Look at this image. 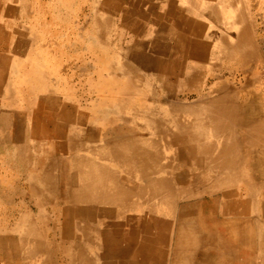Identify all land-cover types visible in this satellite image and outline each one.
Here are the masks:
<instances>
[{"label": "bare ground", "instance_id": "obj_1", "mask_svg": "<svg viewBox=\"0 0 264 264\" xmlns=\"http://www.w3.org/2000/svg\"><path fill=\"white\" fill-rule=\"evenodd\" d=\"M143 1L128 0L121 7H112L118 11L122 28L128 34H134L125 44L124 56L128 60H123L117 67H109V71L130 72L136 74V78L143 72L154 71L158 87L166 91V102L157 100L158 105L148 109L143 116L158 124L151 125L153 130L165 126L167 136L170 139L175 136V142L180 144L179 154L187 158L195 171L203 166L201 158H206L208 173L214 172L217 176L212 186L203 187L208 176L199 173L198 179L195 176V184L186 181L191 188H179L172 194L173 177L155 178L158 167L156 170H124L127 174L132 172L133 178L141 179L142 184L147 181L146 185L140 184L139 187L149 186V196L152 200L159 199L157 201L163 205V211L167 203L174 199L168 207L173 216L175 213L179 216L176 219L179 237L174 246L173 264H194L196 260L193 256H198L207 264H264V75H261L264 72V0H211L216 2L209 5L208 0L199 15L195 7L192 10L191 6L187 9L185 7L188 6H185L179 15L180 24L172 17V25L175 26L172 30L164 26L165 17L156 13L158 6L151 3L145 7L142 6ZM138 2L139 14L136 15L134 11ZM257 3L259 7H255ZM145 23L152 24L151 29ZM130 25L136 27L131 28ZM237 59L241 64L234 71L223 65L224 61L232 64L230 61ZM161 96L164 95H158L159 98ZM136 149L139 150L138 147ZM142 156L135 159L136 164L139 162L138 166ZM78 170L82 180L84 171ZM106 170L99 169L98 177L109 176L107 181L115 185L111 181L119 176L118 171L109 169L107 173ZM168 172L166 174L169 175ZM188 173L180 172L181 185H184V177ZM198 180L203 186L199 187ZM100 181L105 180L100 178ZM169 188H172L171 194ZM118 192L122 205L124 187ZM201 194L208 196L200 197ZM102 195L108 200H114L113 196H116L114 190H106ZM80 196L82 199L98 197L97 191L90 190H85ZM183 199H186L184 203L180 201ZM151 202L143 203L149 205ZM121 205L118 206L120 211L123 210ZM148 209L150 215L157 210L155 205ZM72 222L76 223L75 220ZM142 223L152 225L155 221L148 219ZM85 226L82 228H88ZM136 249V264L148 263L151 256L152 259L165 257L159 249L151 251L143 246Z\"/></svg>", "mask_w": 264, "mask_h": 264}, {"label": "rangeland", "instance_id": "obj_2", "mask_svg": "<svg viewBox=\"0 0 264 264\" xmlns=\"http://www.w3.org/2000/svg\"><path fill=\"white\" fill-rule=\"evenodd\" d=\"M112 2L115 1L112 0ZM112 2H109V5ZM255 5V7H259L258 3ZM261 6L263 5L261 4ZM103 8V0H0V11H4L6 16L0 22L4 37V40L0 42L2 43L0 44V50L8 59L7 65L9 66L12 63L8 69V73L13 71L16 74L19 71L18 68L32 75L34 72L47 73L51 76L53 84L60 89V93L62 94L61 102L67 103V105H73L67 110L74 114L75 104L79 103L77 101L78 99L75 100L74 96L76 95L69 90H64V88H67V85L71 84L70 76L75 72H79L81 75L79 79L82 81L80 84L78 80L74 79L73 83L83 85L86 70L87 72L88 70L93 71V67L91 69H87V67L83 68L85 70L84 73L83 69L80 71V66L84 64L85 60L87 58L90 59L91 55L94 58L103 56V59L106 60L105 64L108 67H115L116 65L122 64L124 62L123 60H128L124 56L125 44L131 40V36L127 31L120 29L121 20L114 13V9L108 7L107 12H104ZM7 12L8 14H6ZM10 13L13 16L12 19L9 17ZM23 16H25L24 18L26 20L21 19ZM94 20H96L95 23ZM106 21L108 24L106 37L107 39L109 38L107 45L104 42L101 44L100 41V35L105 36L104 33H100V23ZM23 32H26V34L24 35ZM27 37L37 39V44L30 46L32 47V53L31 55L28 54V56L26 54L30 47H23L26 52L24 53L23 51V54L19 57L22 62L16 68L13 63H15L17 56H19L17 54L19 53H15V48L17 47L15 41H18L19 38L25 40ZM124 40L125 42H123ZM5 41L7 44L4 47L3 44ZM115 49H119L122 54ZM97 62L99 63L98 59ZM226 63L229 64V61H224L223 65L230 70L232 69L231 71H234L236 68L238 69L241 64L238 59L235 62L230 61L232 63L229 64L231 67ZM68 66H71L68 69L69 71L66 68ZM3 75L7 76V68H0V77ZM55 75L60 76L58 84H55ZM117 75L119 77H125L121 72ZM261 75H264V72H261ZM136 76V74H131L130 79L136 81ZM5 78V84L1 82L2 91L8 90L9 86L16 88L17 91H14L15 95L13 97L19 98L21 101L25 95L20 92V88L26 89L28 85L25 83L23 86H20L22 83L20 85H14L11 75ZM61 80L63 81L60 83ZM109 81L110 84L108 83ZM108 82L106 84L108 93L102 95H106L107 100H109L106 105V111L102 112L108 118L137 117L138 119L140 117L146 119L143 113H147L150 107L158 105L157 102L162 97L159 98V94L155 95V93L151 92L142 95L137 94L136 96L119 93L116 83L110 78V71H108ZM96 96L93 95V98L95 99ZM196 96H202V94ZM196 96L192 95L194 99ZM10 97L9 94H0V108L12 109V107H15L12 102L9 103ZM76 106L78 107L80 105ZM44 107L48 110L47 106ZM96 114L99 115V112ZM81 116L84 115L82 114ZM44 127L48 131L54 129L52 123L44 125ZM2 128L3 125L0 123V130ZM40 128L41 126L37 123H31V133L28 130V136H32L33 138L35 133L39 134L38 130ZM140 128H144L145 130L147 126L144 125V127ZM159 129H165V126L158 128L156 133H158ZM166 134L168 135V132ZM156 137L161 141L164 139L159 134ZM170 140L172 169H157L155 178L159 179L165 176L173 177L175 183H173L174 188L172 194H175L177 188H180L181 181L179 180V174L181 171L182 173L189 171L188 175L184 177V185L186 188H191L186 185V181L193 185L195 184V176L198 179L200 174H203L202 176H208L206 178L208 181L205 180L208 183L204 182L203 186L201 185V181L199 182L198 180L199 187L200 185L203 187L212 186L216 181L215 178L217 175L214 172L208 173L206 167L208 161L206 158H201L203 166L201 169H196L195 171V167L188 162L186 164L180 162L178 157L180 144L175 142V136L172 135ZM54 141L51 138H46L44 141L35 142L33 151L31 152L30 150L28 153L35 156L38 154L37 150L39 148L42 147L44 150L49 147L51 148L53 146L52 143H56ZM33 142L32 139V144ZM9 148L4 152V148L0 147V264H72L73 258L81 255L79 253L80 248H84L88 253H91V261L93 264H135L134 259L138 254L136 248L139 246L152 249L151 251L163 249L167 252L166 263H174V246L179 237L176 219L179 216L176 213V215L171 216L172 211L168 210L171 201L174 199H170L171 201L165 206L166 212H164L162 209L163 205H160V202L158 203V198L152 200L147 195H144V197L142 195L139 196L136 188L140 184L143 185L139 179L134 178L131 182L124 180L120 184L124 187L130 186L134 190L131 189L130 196L125 191L124 204H120L123 208L122 211L114 213V217L109 216L106 220L103 218L99 219L100 215L96 212L93 214H83L76 223L71 224L70 218L66 213L70 209L65 204L66 199L63 197L64 189L66 188V183L63 180L65 179L67 181V174L63 171L65 169H61V171L55 169V174L52 177H47L41 191L35 193L32 191L31 185L37 184L38 181L36 182L32 176L39 175L46 177L47 174L37 173L40 171L33 168L36 157L31 158L28 162H24V165L22 162L19 163V159H14L15 157L10 159L8 157V153L10 154ZM11 153L14 154L15 149ZM157 153H159L158 150ZM203 160L205 163H203ZM180 165H186L187 168L179 169ZM24 167H27V169H22ZM174 168L178 169L175 171ZM167 172L169 175L166 174ZM131 177L133 176L131 175ZM49 181L55 182L52 191L46 188V184ZM205 196L208 195H200V197ZM145 200L152 202L146 205L143 203H146ZM180 201L184 203L186 199ZM154 205L157 210L156 212H152L153 214L151 216L148 207L154 208ZM81 207L85 208L84 206ZM136 208L139 210H136ZM114 209L116 211L119 210L118 207H114ZM146 219H153L155 226L153 224L151 225V223H142ZM162 221L166 224H162ZM84 226L88 228H82ZM153 226L155 230H153ZM158 226L159 229H157ZM74 246L76 249H73ZM125 247H129V249L124 250Z\"/></svg>", "mask_w": 264, "mask_h": 264}, {"label": "crops", "instance_id": "obj_3", "mask_svg": "<svg viewBox=\"0 0 264 264\" xmlns=\"http://www.w3.org/2000/svg\"><path fill=\"white\" fill-rule=\"evenodd\" d=\"M114 1L115 2H112V0L109 1L103 0V5H104L103 11L107 12L108 7H121V5L122 4L125 5L128 0L127 1L114 0ZM197 1L198 2L195 3L196 1L194 0H189V1L188 0H144L142 2V6L148 7L149 4L155 3L158 6L156 13L161 15V17H165V20L163 22L164 26L167 28L170 27V29L172 30V28L175 27V26L173 27L174 21L177 24L181 23L179 15L183 13L182 12L184 10L183 7L188 6L185 7V9H187L190 8L191 6L192 10L195 7L196 8L195 11L197 15H199L198 12L202 10V6L204 4H207L209 1L210 2L208 3V5L210 3L216 2V1L211 2V0L209 1L197 0ZM109 2H112V4L109 5ZM194 3L195 5H193ZM136 5L137 6H136V10L134 11V14L138 15L139 8L137 9V7L140 6V3ZM114 13H116L119 16L118 11L115 9H114ZM6 14H8V12ZM5 17L6 16L4 11H0V22ZM9 17L10 19H12L13 16L11 13L9 14ZM24 17L25 16H23V18L21 19L26 20ZM172 17L174 18V21H172ZM136 23L139 26H143L141 23L138 22ZM145 25L147 28H150L152 26V24H147V23H145ZM20 26L24 29L22 25ZM130 27L135 28L136 26L132 27V25H130ZM107 29H108L107 21L104 23L101 22L100 33L105 34L104 37L100 35L101 44L104 42L107 45V41H108V39H106ZM121 29L124 30L122 26ZM23 34L25 35L26 32H23ZM133 34H134L133 32H130L129 35H133ZM27 39L22 40L21 38H19L18 41H15L17 46L15 48L16 50L15 53H19L17 54L19 56H17L15 63H13L16 68H18L19 64L22 62L21 58L19 57L23 54V51L24 53L26 52L23 49V47L24 46L30 47L31 45L37 44V39L35 40L33 38H28V37ZM3 40H4L3 29L0 27V42ZM5 44H7L6 41L3 44L4 47L6 46ZM126 47L127 46H125V48ZM31 53H32V47L29 48L26 56H28V54L31 55ZM23 57H25V55H23ZM97 59L99 60V63L97 62ZM7 61L8 59L6 58V56L3 55V53H1L0 50V68H7V76L3 75L0 77V94L3 93L9 94L11 96L9 99V103L12 102L13 106H15L12 107V109H7L4 107L0 108V123H2L3 125V128L0 130V147L4 148V152L6 149L10 147L9 148L10 154L8 153V157L10 159L12 157L13 158L15 157L14 159H19L20 160L19 163L22 162L23 165L24 162H28L31 158L36 157L34 159L33 168L40 171L37 172L36 170L37 173L47 174V176L46 177H41L39 175L32 176L33 179L36 180V182L38 181L37 184L31 185V189L35 193L41 191V188H43L45 185V181L47 177L49 176L52 177V175L55 174V169H58V171H61V169H65L63 171H65V174H67L66 176L67 181H65V179L63 180V182L66 183V188L64 189L63 197L64 199H66L65 204L68 205L70 209L66 213L67 216L70 218L69 220L71 224L73 223L72 221L74 220L75 222H77L83 214H93L96 212L98 213V215H100L99 219L103 218L106 220L108 219L109 216L114 217V213L120 212V210L116 211L114 209V207H118L121 204L120 200L122 198H120L118 191L124 186L120 184V182L124 180L131 182V180L134 179L133 177H131L132 172H129L127 174L125 171H123V173H121L119 172L120 169H130L129 171H132L131 169H153V168L156 170L157 167L161 169L164 168L172 169V166L170 167V165H172V162L170 161V159H172L170 157L172 156L170 152L171 140L166 134V129H159L158 133H156V129L153 130L151 128V125L153 123L150 122L151 121L150 119H144L140 117H138V119L137 117L134 118L128 117L129 119L108 118L105 113L102 114V112L106 111V105L109 102V100H107L106 98V95L102 96L103 94L108 93L106 84L108 82V71H109L108 70L109 67L107 66V64H105L106 60L103 59V56L94 58V56L91 55L90 59L87 58L84 64L80 66V71L85 67H87V69H91L93 67V71L88 70L87 72L86 70L85 72V70L83 69V73L85 72L84 73L85 82L83 81V85H80L82 80L79 79V76H81L79 72H75L72 74V76H70L71 84H68L67 88H64V90H69L70 92L76 95L74 96V99L75 100L78 99L77 101L79 103L75 104L74 114L70 113L67 110L73 105L70 104L67 105V103L61 102L62 94L60 93V89H58V87L53 84L51 76H49L45 72H39V73L34 72L33 75L27 74L26 72H24V70H21L20 68H18L19 71L17 70L18 73L16 74L13 71L8 73L9 71L8 69L11 67L12 63L9 64L8 66ZM117 66L118 65H116L115 67ZM69 67L71 66L66 67L67 71H69L68 70ZM117 74L118 72H116L115 70H110V78H112L116 83V86L119 89L118 90L119 93H124L128 95H132L134 93H139L140 95H142L149 92L155 93V95L162 94L164 96L160 98L161 99L160 102L161 103L166 102V96H165L166 91L164 90L163 87L162 88L158 87L155 80L154 71H152V73H144L139 75L140 77L136 78V81H132L130 79L132 74L130 72L122 73L125 77H119ZM9 75H11V79L13 80L14 85L15 84L20 85V83H22L20 86H23L24 83L28 85L26 89L20 88V92L25 95L23 96L21 101L19 100V98L13 97V95H15L14 91L15 90L17 91L16 88L9 86L8 90L2 91L3 88L1 87V82L5 84L6 82L5 77H8ZM74 79L78 80L80 84L77 83L74 84L73 83ZM59 80H60V76L55 75V84H58ZM62 81L63 80H61L60 83ZM93 95H97L95 99L93 98ZM66 100H68V98H66ZM99 104H104V105H99ZM76 105H80V106L77 107ZM44 106H47L48 110H46ZM154 107L155 106L150 107L149 109H154ZM98 109L99 111H97ZM97 112H99V115L96 114ZM82 114L84 116H81ZM111 122H113V124H111ZM31 123H37L39 126H41L40 130H38L39 134L35 133V136L33 138L32 136L31 137L28 136L29 133L28 130L31 133ZM51 123L54 125V129L48 131V129H46L44 125ZM144 125L147 126L145 130L144 128H140L141 126L144 127ZM153 125H158V124L154 123ZM144 131H146V133H144ZM157 134H159L160 137L163 136L164 139L162 141L160 139L158 140L156 137ZM45 136H49V137H45ZM46 138H51V140H55L54 142L56 143H52L53 146L45 150L42 147L39 148L37 150L38 154L35 156L33 154L31 155L28 153V151L30 150L31 152L33 151L35 142L44 141V139ZM32 139L34 141L33 144H32ZM114 144L115 145L118 144V146H115ZM125 147L128 150V153L126 152L127 150H125ZM136 147H138L139 150L136 149ZM12 148L15 149L14 154L11 153L13 150ZM157 150L159 153H157ZM142 151L143 152L146 151V152L143 153ZM139 154L143 156L148 155L147 157L142 156L143 159H141L140 161L141 166L140 165L138 166L139 162L137 164L135 163L136 162L135 159H137L138 156H140ZM149 155H151V157H149ZM154 155H156V157ZM178 157L180 162H183L184 164L187 163L186 157L181 156V154H179ZM159 159L161 161H159ZM151 160L153 162L155 160L156 163L154 162L152 165ZM55 162H56V166H55ZM166 164L167 167L165 166ZM134 165L136 166L134 167ZM185 168H187L186 165L179 166V169H185ZM22 169H27V167L26 168L24 167ZM78 169L84 171L82 180L79 177L82 174L80 173V175H78V173L80 172ZM99 169H107L106 170L107 173L109 169H112L114 171L117 170L119 176H115L114 179L111 181L114 182L115 185H112L109 181H107L109 176L106 177V175H102L100 177L105 181H100V178L98 177L100 176ZM148 171L149 170H147V173ZM84 174H88V176L85 177ZM94 174L97 176L94 177ZM139 180L141 181V179ZM54 183H55L54 181H49L46 184V188H48L49 191H52L54 189ZM146 184L147 181L143 185ZM184 186L185 185H180V188H186ZM131 189L133 188L130 186L124 187V190L128 192L129 196L131 195L132 192ZM150 189L151 188L149 186L136 188L138 193L142 196L144 195L149 196L148 192H150ZM169 189L171 194L172 188ZM178 189L179 188H177V190ZM85 190H90V192L97 191L98 197L94 199L92 197L89 198L85 197L84 199H82L80 195H82V193ZM106 190L115 191L116 196H113L114 200H108L104 195H102V192L104 193ZM103 197L105 199H103ZM100 201L102 205L100 204ZM81 206H84L85 208ZM136 210H138V208H136ZM164 211L166 212L165 208ZM171 216L173 215L171 214ZM150 221H152V219H150ZM142 222H144V220ZM162 224H166V223L163 222ZM73 249H76V247L74 246ZM124 250H128V249L125 248ZM159 250L161 252H164L165 257L162 259H158V258L152 259L153 256H151L149 258L150 259L149 262L145 264H167L166 263L167 252H165L163 249L162 250L159 249ZM79 253L81 255L73 258L72 264H93V262L91 261V253H88L87 250H85L84 248H80ZM194 257L196 260L194 261V264H207L203 262L201 259L199 260L198 256H193V258ZM135 259H134V263L136 264ZM227 264H235V263H227Z\"/></svg>", "mask_w": 264, "mask_h": 264}]
</instances>
